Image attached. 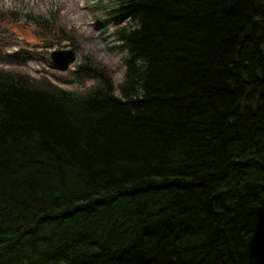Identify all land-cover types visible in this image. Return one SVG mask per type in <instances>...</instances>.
Returning <instances> with one entry per match:
<instances>
[{
  "label": "trees",
  "instance_id": "1",
  "mask_svg": "<svg viewBox=\"0 0 264 264\" xmlns=\"http://www.w3.org/2000/svg\"><path fill=\"white\" fill-rule=\"evenodd\" d=\"M100 6L119 82L0 68V264H264V0Z\"/></svg>",
  "mask_w": 264,
  "mask_h": 264
},
{
  "label": "rangeland",
  "instance_id": "2",
  "mask_svg": "<svg viewBox=\"0 0 264 264\" xmlns=\"http://www.w3.org/2000/svg\"><path fill=\"white\" fill-rule=\"evenodd\" d=\"M109 0H0L1 15L11 14L12 23L0 22V68L24 71L31 77L45 78L64 90L82 91L95 81L63 84L57 77L72 76V70L84 57L90 56L97 62L113 69V79L119 82L124 71L123 52L115 47V27L103 24L105 10L101 4ZM42 19L51 25L48 29ZM7 27H5L4 25ZM55 30L54 37L51 32ZM42 30V36L40 31ZM20 32V33H19ZM72 34L67 39L64 34ZM65 36L61 41L59 37ZM46 40L52 45L44 46ZM69 48L74 51L75 62L65 71L53 67L49 55L55 50Z\"/></svg>",
  "mask_w": 264,
  "mask_h": 264
},
{
  "label": "water",
  "instance_id": "3",
  "mask_svg": "<svg viewBox=\"0 0 264 264\" xmlns=\"http://www.w3.org/2000/svg\"><path fill=\"white\" fill-rule=\"evenodd\" d=\"M53 41L46 40L44 46L52 45ZM50 61L60 70L65 71L68 66L75 62L74 51L69 48L64 50H53L49 55Z\"/></svg>",
  "mask_w": 264,
  "mask_h": 264
}]
</instances>
